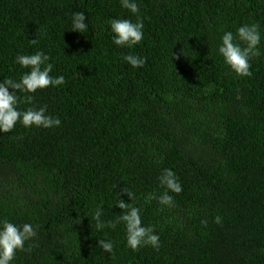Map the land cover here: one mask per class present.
Instances as JSON below:
<instances>
[{
    "label": "trees",
    "instance_id": "trees-1",
    "mask_svg": "<svg viewBox=\"0 0 264 264\" xmlns=\"http://www.w3.org/2000/svg\"><path fill=\"white\" fill-rule=\"evenodd\" d=\"M0 264H264V0H0Z\"/></svg>",
    "mask_w": 264,
    "mask_h": 264
}]
</instances>
